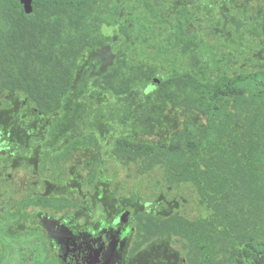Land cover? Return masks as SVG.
Instances as JSON below:
<instances>
[{"label": "trees", "instance_id": "1", "mask_svg": "<svg viewBox=\"0 0 264 264\" xmlns=\"http://www.w3.org/2000/svg\"><path fill=\"white\" fill-rule=\"evenodd\" d=\"M116 1L33 0L27 13L20 0H0V110L14 109L15 129L29 119L23 103L47 118L64 114L96 50L114 43L111 36L131 37L125 0ZM179 27L174 42L190 54V68L135 60L137 46L122 39L115 63L98 79L116 98L142 87L147 104L205 117L202 126L183 122L164 141L117 138L118 160L135 164L138 175L159 169L168 185H190L206 212L195 219L142 214L136 244L171 239L185 264H264V62L250 72H212L195 54L198 40L184 39ZM165 53L163 47L156 56L165 61Z\"/></svg>", "mask_w": 264, "mask_h": 264}, {"label": "rangeland", "instance_id": "2", "mask_svg": "<svg viewBox=\"0 0 264 264\" xmlns=\"http://www.w3.org/2000/svg\"><path fill=\"white\" fill-rule=\"evenodd\" d=\"M124 2V13L122 14L126 23L130 24L133 29L132 31L128 30L131 37L121 35L117 37L126 43L137 46L134 48V51H137L134 54L131 53V57L144 63L160 62L162 66H171L176 70L190 68V54L183 55L181 44L174 42L180 29L176 17H171L166 25L156 10H153L154 7L149 0H125ZM206 3V9L195 10L192 6L189 16L191 19L182 32L184 38L198 40V46L201 47L195 51V54L202 65H209L212 72L220 71L226 75L257 69L258 65L264 62L263 1L231 0V3H227L226 6L223 5L222 0H206ZM243 3L248 4L246 8L243 7ZM162 12L167 11L163 10ZM234 20L238 22V25L234 23ZM122 26L119 25L116 31L123 32ZM255 30H258L259 37L256 36ZM124 31H126L125 28ZM106 32L111 35L112 31L109 30V33L106 30ZM133 38L135 40L140 39L139 45ZM144 38H147L149 42L143 43ZM118 41L115 39V43ZM151 44H153L154 51ZM163 47L166 51L165 56H167L165 61L161 59L163 57L156 56ZM106 58L107 61L110 59L108 56L102 57V59ZM92 73L95 75L92 76L93 79L90 78V81L81 75L78 77V85L83 81L85 85L82 84L72 94L64 114L53 119L55 125L51 131L59 132L64 129L65 131L94 133L93 136L100 138L99 142L96 141L97 151L87 149L74 154L68 161V166L72 169H68L65 173L77 177L73 180L64 179L58 187L50 184L48 187L46 186V192L63 195L72 192V194L80 195L78 183H81L84 180L83 176L88 174L80 167L87 161L98 158L101 168L108 171V173L104 171L99 174L113 178L114 184L118 186L117 189L123 190L119 191L120 194L127 196L126 205L133 213L136 211L148 212L155 216L178 213L190 219L206 215L199 204L195 190L190 185H168L159 169L138 175L135 173V164H123L118 160H113L111 155L107 153L112 147V141L108 137L127 136L130 139L146 142L164 141L179 131L183 122L189 121L202 126L205 123V117L198 113L187 114L180 109L161 106L154 102L147 104L142 94V87L133 90L130 95L122 98L111 96L106 91L107 95L102 96L103 90L101 91L97 79L99 70L97 74L95 71ZM83 99L88 100L84 101ZM13 112L14 109L12 108H8V111L5 112L0 110V131H9L6 127L12 117L10 114ZM28 129L29 127L26 126L25 130ZM14 132H19V130L15 129ZM3 139L0 138V141ZM19 140L22 141L23 139L19 138ZM85 140L90 141V139ZM7 155L0 154V162H8V167H10L1 170L0 179L3 178L2 182L5 183L13 177L14 197L12 195L9 199L4 198V196L1 197L0 210L8 208L20 196L27 194L29 189H36L32 186L33 178H31L34 169L31 163H35L36 158L26 160L25 166L18 168L20 164H23L21 162L23 160L17 156L13 160ZM96 170L99 171V166H96ZM5 190V186H0V191L6 193ZM86 191L92 192V189L90 187L83 188L84 194ZM132 195H135L138 201L128 203ZM167 249L174 253L176 260H182L181 254L176 252L179 250V246H176L172 240H164L159 246L155 243L151 244L143 251L142 256L154 255L158 251V257H160L161 252H165Z\"/></svg>", "mask_w": 264, "mask_h": 264}, {"label": "flooded vegetation", "instance_id": "3", "mask_svg": "<svg viewBox=\"0 0 264 264\" xmlns=\"http://www.w3.org/2000/svg\"><path fill=\"white\" fill-rule=\"evenodd\" d=\"M149 1L164 24L167 25L168 20L174 16L176 22L182 24L183 31L190 21L186 13L190 14L192 6L195 10L206 9L207 6L206 0ZM222 3L226 6L231 0H222ZM247 5L243 3L244 8ZM163 10L167 12H162ZM115 39L119 41L96 50L95 59H91L82 68L81 77L89 78L90 81L95 75L92 71L97 74L99 70V79V75L115 63L116 51L122 44L121 38ZM184 39L187 40L188 37ZM106 56L110 57L108 61L107 58L102 59ZM87 74L90 76H85ZM154 82L152 87H156ZM82 84L85 85L84 81L78 89ZM99 85L103 90L102 96H106V92L110 94L103 89V85ZM21 110L29 115V119L25 125L19 126L23 130L14 132V117H11L6 127L9 131H0V138H4L0 141V154H8V158L10 156L13 160L15 156L23 160L18 168L24 167L26 160L36 158V162L31 163L34 166L32 186L36 189H29L27 194L20 196L8 208L0 210V264H185L184 260H176L174 253L168 249L161 252L160 257L158 251L154 255L142 256L143 251L151 244L159 246L162 241L171 239L155 238L142 245L136 244L137 219L140 215L149 213H133L128 209L127 196L120 194L121 189H117L113 178L99 174L108 171L101 168L98 158L89 160L80 167L88 172L83 176L84 180L78 183L80 195L72 192L67 195L46 192V186L50 184L58 187L64 179L76 178V175L65 173L72 169L68 166V161L82 150L97 151L96 141L99 142L100 138L93 136L94 133L65 131L64 123L61 126L63 130L51 131L55 125L52 118L39 115L25 103ZM26 126L29 127L28 130H25ZM15 135L17 136L14 137ZM119 137H108L112 141V147L107 153L113 160H118L113 155V150ZM19 138L23 140L20 141ZM8 164L0 162V172L9 169ZM96 166H99V171ZM2 179L0 186L6 187V193L0 191V198L4 196L9 199L11 195L14 197L13 177L5 183ZM85 187H90L92 192L86 191L84 194ZM128 201L134 203L138 198L132 195ZM62 202L68 204L62 206Z\"/></svg>", "mask_w": 264, "mask_h": 264}, {"label": "water", "instance_id": "4", "mask_svg": "<svg viewBox=\"0 0 264 264\" xmlns=\"http://www.w3.org/2000/svg\"><path fill=\"white\" fill-rule=\"evenodd\" d=\"M32 1L33 0H20V2L22 3L23 7H24V10L27 12V13H30L31 10H32ZM156 82H154L155 84Z\"/></svg>", "mask_w": 264, "mask_h": 264}]
</instances>
